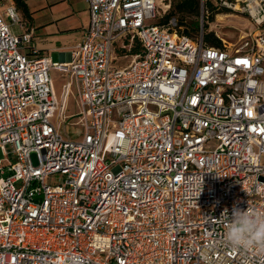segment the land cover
<instances>
[{"label": "built area", "instance_id": "built-area-1", "mask_svg": "<svg viewBox=\"0 0 264 264\" xmlns=\"http://www.w3.org/2000/svg\"><path fill=\"white\" fill-rule=\"evenodd\" d=\"M86 1L69 62L0 2V264H264L218 221L264 211V30L215 47L163 0Z\"/></svg>", "mask_w": 264, "mask_h": 264}, {"label": "crops", "instance_id": "crops-1", "mask_svg": "<svg viewBox=\"0 0 264 264\" xmlns=\"http://www.w3.org/2000/svg\"><path fill=\"white\" fill-rule=\"evenodd\" d=\"M33 45L54 62H69L89 23L86 0H25Z\"/></svg>", "mask_w": 264, "mask_h": 264}, {"label": "rangeland", "instance_id": "rangeland-1", "mask_svg": "<svg viewBox=\"0 0 264 264\" xmlns=\"http://www.w3.org/2000/svg\"><path fill=\"white\" fill-rule=\"evenodd\" d=\"M159 4L161 0H158ZM205 1V0H203ZM213 3H217L219 6V13H213V19H206V31L213 32L216 37H218L222 44L226 43L227 45H239L242 42V37L247 34H252L255 31L264 30V25L259 29L256 24L249 18L247 13V5L250 3L255 8L257 7V0H211ZM0 2L6 3L7 0H0ZM228 8L229 12H225L224 9ZM22 12V11H21ZM207 14V13H206ZM212 15V14H211ZM179 18V15H176ZM211 17V16H210ZM27 21L28 19L25 18ZM187 20H197L203 21L201 16H187ZM212 19V20H211ZM200 22V24H201ZM117 57V55H116ZM131 60V57L124 58L123 60L117 62V65L124 66L128 64ZM51 75L54 80L55 89L57 95H60L62 84L65 81L64 74L57 70H52ZM264 80V76L262 77ZM70 112H76L74 99L71 98L69 103ZM67 124H63L62 128L67 129ZM70 130H73V127H69ZM217 141H211L206 144L207 149H212L217 146ZM3 157L2 151L0 150V158ZM32 160L35 164L38 163L36 154H32ZM264 163V158H263Z\"/></svg>", "mask_w": 264, "mask_h": 264}, {"label": "clouds", "instance_id": "clouds-1", "mask_svg": "<svg viewBox=\"0 0 264 264\" xmlns=\"http://www.w3.org/2000/svg\"><path fill=\"white\" fill-rule=\"evenodd\" d=\"M218 221L224 228L225 242L232 248L264 254V211L234 207L229 215L224 209Z\"/></svg>", "mask_w": 264, "mask_h": 264}, {"label": "trees", "instance_id": "trees-1", "mask_svg": "<svg viewBox=\"0 0 264 264\" xmlns=\"http://www.w3.org/2000/svg\"><path fill=\"white\" fill-rule=\"evenodd\" d=\"M16 4L18 10L22 13L24 18L30 17V13L28 10V6L25 0H13ZM166 4L170 5L169 12L167 13V17L179 15V23L181 26H184V32L191 36H196L201 29V21L197 20H187V16H201L203 20L204 27V40L210 46H222V41L215 36L213 32H207L206 27V19L212 18L213 13L222 12L219 11V6L217 3H213L211 0H163ZM225 12H229V9H224ZM207 13V14H206ZM212 14V15H211ZM211 16V17H210ZM211 19V20H212ZM201 22V24H200ZM138 49L134 48L133 52H136ZM40 56L41 53L38 51Z\"/></svg>", "mask_w": 264, "mask_h": 264}]
</instances>
